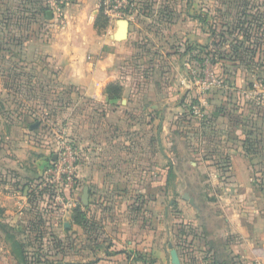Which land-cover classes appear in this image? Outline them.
<instances>
[{
    "label": "crops",
    "instance_id": "obj_1",
    "mask_svg": "<svg viewBox=\"0 0 264 264\" xmlns=\"http://www.w3.org/2000/svg\"><path fill=\"white\" fill-rule=\"evenodd\" d=\"M47 13L30 20L38 29L28 39L35 44L36 59L44 62L35 70L56 75L59 84L78 91L79 102L90 101L97 112L65 128L77 149L76 180L65 184L63 200L52 204L46 192L38 193L40 177L54 156L53 137L42 131L41 119L18 108L5 117L2 136L10 156L0 166V226L25 238V243L19 240L23 256L15 264H168L166 251L173 264L172 248L179 264H185L187 255L192 264H226L222 256L238 264H264V193L256 179L264 163L250 159L243 147L246 132H232L233 116H223L211 100L205 105L209 145L193 149L191 155L208 170L207 183L215 187L217 223L202 231L195 215L187 219L190 224L184 219L179 250L166 243L167 226L159 227V234L166 233L159 255L151 226L125 223L133 216L131 202L137 200L143 206L137 216L140 224H150L145 206L151 195L145 187L152 184L153 169L168 168L163 139L170 117L184 124L187 116L183 98L190 88L183 83L188 69L183 47L208 41L196 22L144 17L137 10L120 37L121 19L102 10L97 24V0H73L59 21ZM156 67L162 81L154 79ZM110 83L120 87L118 96L105 93ZM158 83L164 92H158ZM255 120V127L264 125L257 115ZM185 133L191 140L205 139L203 132ZM254 134L263 144V133ZM136 186L143 192L134 196ZM193 201L188 205L195 213ZM107 219L119 221L107 230Z\"/></svg>",
    "mask_w": 264,
    "mask_h": 264
},
{
    "label": "rangeland",
    "instance_id": "obj_2",
    "mask_svg": "<svg viewBox=\"0 0 264 264\" xmlns=\"http://www.w3.org/2000/svg\"><path fill=\"white\" fill-rule=\"evenodd\" d=\"M138 3L144 5L146 9L141 11L144 17L161 19L178 16L179 20L196 22L195 27L200 30L201 37L205 36L204 38L207 37L208 40L207 42L200 40L203 44L199 45H206L210 39L215 41L214 61L202 53L197 54L195 61L189 56L182 59L188 63L186 66L188 69L183 73L186 78L190 76L189 68L194 65L197 67L198 64L202 74L218 77L225 84L224 88L215 87L205 90L200 95L207 117L205 105L210 104L211 100L218 104L217 108L221 110L223 116H237L240 122L233 123L230 129L232 132L243 131L244 125L242 127L241 120H245V123L252 120L254 124L257 115L258 119L264 121V102L261 105L256 99L257 96H261V91H264V0H139ZM32 4L36 5V9H33ZM41 4L42 0H0V53H2V57L0 55V166H4L6 163L4 158L9 155L6 149L7 143L2 136V130L7 126L5 117H8L15 108L24 111L26 115H31L34 119H41L44 123L41 127L42 131L49 138L53 137L52 130L57 128H62L68 135L66 127L72 129L82 118L94 116L97 112L96 105L91 104L90 101L79 102L82 95L78 91L69 85L59 84L56 75L50 74L49 71L35 70L36 67H44L42 64L44 62L36 59L35 44L28 38L38 29L30 20L35 18L34 15L31 19L34 13H40ZM1 51H6L7 54ZM180 60L179 58V65ZM156 68L154 79L162 81L163 76L158 70L160 67ZM179 72L181 73V70ZM181 86L183 85L179 84V88ZM153 87H156L155 84ZM160 87L158 83V92H164L160 91ZM182 88L185 89L184 86ZM188 90L199 102L200 96H197L193 90ZM183 99L186 105V123L179 124V119L170 117L163 139L168 168L162 171L153 169L152 184L150 187L147 185L145 187V193L151 195L150 201L146 202L145 206L146 212H151L150 224L147 220L145 224H140L141 218L138 219L137 216L143 210V206L137 200L131 202L132 218H125L128 226L149 225L155 230L153 239L157 255L163 250V243L166 240L165 230L159 234V227L167 226L169 234L166 243L170 242L179 250V230L185 229L184 225L190 224L187 219H191L194 215L199 218L197 224L202 231L217 223L214 217L217 216L219 203L216 201L215 187L207 183L208 170L203 168L201 161L199 163L195 156L191 155L193 149L209 145L207 138L210 127L205 124L208 122L203 123L191 117L189 104L192 103V99L190 97ZM252 129L254 130L255 127L253 126ZM195 130L203 132L205 139L198 142L186 138L185 132L190 134ZM256 130L264 136V125L257 127ZM13 147L15 152L16 148ZM9 159L14 158L9 157ZM24 159L25 157L22 156L21 161ZM153 159L158 161L154 155ZM262 172L264 174V171ZM142 190L143 187L136 186L131 191L136 196L142 193ZM183 195L186 200L182 199ZM192 200L197 210L195 213L188 205V201L192 202ZM183 209H190L188 215ZM184 219L187 224H184ZM107 220H110L107 230H111V227L115 226V221L116 225L119 221V219ZM1 222L2 217H0ZM19 240L25 243V238L21 235L8 232L0 226V264H15V260L23 256ZM165 257L166 262L170 264L167 251ZM222 260L226 264H238L229 257L222 256ZM185 261V264H192L188 255Z\"/></svg>",
    "mask_w": 264,
    "mask_h": 264
},
{
    "label": "built area",
    "instance_id": "obj_3",
    "mask_svg": "<svg viewBox=\"0 0 264 264\" xmlns=\"http://www.w3.org/2000/svg\"><path fill=\"white\" fill-rule=\"evenodd\" d=\"M47 7V11L51 12V18L57 21L64 17L65 8L73 0H43ZM99 7L109 17L118 19L132 20L133 13L138 10L139 0H97ZM189 68L190 76L183 81L197 96L202 95L205 90L212 88L225 87L223 80L209 75L202 74L198 64ZM253 95L252 92H249ZM261 96H257V103L263 105L264 91ZM255 96V95H254ZM199 102L189 104V109L193 118L202 120L205 111L202 105L201 96ZM53 140L55 142L54 156L50 157L44 169L43 175L40 177V188H48L47 196L50 203H56L63 200V189L65 184L76 180V162L77 149L73 140L65 133L62 128L52 130Z\"/></svg>",
    "mask_w": 264,
    "mask_h": 264
},
{
    "label": "trees",
    "instance_id": "obj_4",
    "mask_svg": "<svg viewBox=\"0 0 264 264\" xmlns=\"http://www.w3.org/2000/svg\"><path fill=\"white\" fill-rule=\"evenodd\" d=\"M33 9H36V5L32 4ZM146 9L144 8V5L138 4V11L139 14L141 15V11H145ZM36 11V10H35ZM40 13H34L31 18L33 19V16L35 15V17H39V16H44L45 12L47 11V7L44 4V1L42 0V4L40 6ZM100 13L97 16V24L98 22L101 21L102 19V9L100 8ZM143 13V12H142ZM40 14V15H39ZM39 15V16H38ZM212 39L209 40V42L206 45H199V44H193V43H187L184 45V50H183V54H187L191 59H193L195 61L197 54H204L205 57H207L208 59H210L211 61H214L215 59V53H216V48H215V41H211ZM105 93L107 94V96L112 97V96H118L120 93V87L115 84V83H110L105 87ZM184 98H191L192 102H196V99H194V95L187 91L186 94L184 95ZM232 115H229V117ZM192 117V116H191ZM233 118L234 124L238 122H240L237 119V116H233L231 117ZM246 119V118H244ZM209 118L207 117V115L205 114L204 118L201 120L203 123L208 122ZM244 125L243 130L246 132V138L243 140V147L245 148V151L247 152L248 156L250 157L251 160H258L259 163H262V160L264 159V155L261 154V149L264 150V143L262 144L261 140H258L255 136L256 134L254 133H258L259 131L256 130L257 127H255V124H253L252 120H249L245 123V120H241ZM207 124V123H205ZM255 127V129L253 130V126ZM261 133V132H260ZM264 162V161H263ZM259 174V176H258ZM256 179L259 180V182L257 183V188L259 190H261L264 193V174L262 171L257 172V177ZM48 188H42V190L39 191L38 194H41L40 192H48L47 190Z\"/></svg>",
    "mask_w": 264,
    "mask_h": 264
},
{
    "label": "water",
    "instance_id": "obj_5",
    "mask_svg": "<svg viewBox=\"0 0 264 264\" xmlns=\"http://www.w3.org/2000/svg\"><path fill=\"white\" fill-rule=\"evenodd\" d=\"M47 15H48V17H51V12H48ZM127 24H128V22H127L126 19H121V21H120V25H121V28H120V37H123L125 35L126 28H127ZM32 126L33 127L34 126H37V123H35ZM86 197H87V189L85 188L84 189V198H86ZM170 257H171V262L173 264H179V260H178V257H177L176 250L173 249V248L170 250Z\"/></svg>",
    "mask_w": 264,
    "mask_h": 264
}]
</instances>
